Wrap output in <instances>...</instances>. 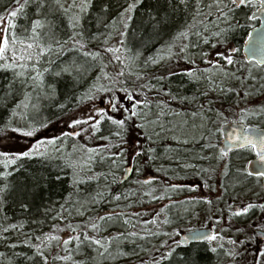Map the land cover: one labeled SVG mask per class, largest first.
Instances as JSON below:
<instances>
[{
	"label": "trees",
	"instance_id": "obj_1",
	"mask_svg": "<svg viewBox=\"0 0 264 264\" xmlns=\"http://www.w3.org/2000/svg\"><path fill=\"white\" fill-rule=\"evenodd\" d=\"M20 2L23 3V0H20ZM102 2H107L109 5L108 12L103 14L106 20L111 19L112 16L116 15L119 8L126 4V0H93L92 8L83 19V29L86 37L90 32H96L98 30L104 31V29L96 23V16L99 14ZM206 2H209V0H206ZM187 3L189 4L187 9L177 8L176 11L173 12L174 5L172 0H143L134 12L131 28L129 30L128 45L133 51L139 48L143 53L142 59L154 53L160 45L169 42L173 34L181 27L187 25L191 21V17L195 15V0H187ZM223 4H228L229 8L232 7L229 0H223ZM223 4L221 7H223ZM9 5L15 7L12 0H0V13H4ZM200 11L202 15L197 16L196 20L191 22L196 24L193 31H201L203 35L209 37L208 43L200 45V49L205 51L208 56L216 46H223L231 40L240 39V35L244 30L236 29L234 20L231 18L225 20L223 17H219V21H217L216 16H218V13L215 12V7L211 9L213 15H208V10L205 9H201ZM245 11L248 10L245 9ZM23 12L26 13L27 19H25V15L20 13H18L15 19L18 25L16 28L18 35H24L19 27L20 25L28 27L30 26L31 20L36 18L34 16V6L31 4L26 6ZM152 14H155L157 19L162 18L163 22L153 27L154 22L149 19ZM233 15H235L240 24L245 23V21L238 19L239 16L244 15L243 12L229 13V17ZM52 19L58 24L55 31L59 33L61 38L65 37L69 32L66 20L58 14L52 16ZM200 21H203V23L201 24ZM229 24H232V31L226 35V43L216 41L211 34L214 31L226 29ZM45 31H47V29H45ZM136 34L139 35L137 36ZM191 39L193 42H196L194 36ZM118 40V36L113 37V41ZM141 44H143V47H141ZM213 44L215 46H213ZM99 47V41L90 42L88 44L89 50L99 49ZM189 52L193 55L200 69L210 67L209 63L201 60L197 50L190 49ZM102 55L105 62L109 61L111 58V54L102 53ZM45 58L48 59L47 56ZM52 59L55 60L53 71L45 74V81L48 84L54 85L56 95L51 97H39L38 111H42L46 117L41 118L37 122L32 121L37 125L46 124V127H42L38 130V134H43V136H59L61 132H70L74 129H78V126L64 128L65 122L82 104L91 101L82 99L81 94L90 87L94 78L100 72V68L97 67L94 62L89 61L84 63V68L86 69L84 72L74 71L72 74L61 73L57 76L55 74L56 71L59 70L57 65H59L61 61L67 62L69 60H75L76 63H83V58L75 52H65L59 60H56L55 56H53ZM221 64H223L230 73V66L226 65L223 60H221ZM190 66L188 62L183 60L168 59L156 65H149L144 69L146 73H150L154 77L164 76L165 80L161 81V83L165 87H170L174 95L189 98L193 96L196 97V100H169L163 92L157 93L155 89L144 94L137 93L140 99L147 98L154 102L149 106L151 108L150 112L148 109H145L146 119L148 121H153L159 113H164L160 117L158 125H162L166 131L161 132L158 125L154 126L151 123L144 129L147 135L152 137L151 140H147L141 135L140 128L133 127L132 125H129L127 131L122 133L126 143H119L115 135H111L110 139H101L100 137H109L110 133L119 131L117 127L102 122L101 131L91 138L87 135L82 137V133L78 137L69 136L67 138H62L55 146V148L60 149L59 151L50 149L48 156L34 157L20 161L22 167L19 171L7 177L6 182L9 185V189L8 192L3 195V199L0 200V253L4 254L0 256V264H44L42 259L36 254V250L32 248L30 244L20 243L21 240L29 238L31 244L39 243L40 241H37L36 237L41 236V233H54L62 238L59 246H57L56 241H53L50 248H41V251L49 256L48 264H73V260L82 261L86 256H93L94 253L92 249L84 245L82 246L84 255L74 252L73 260L62 261L54 259V257L58 255L63 256L68 254V252L64 250L62 241L69 235L75 234L65 226L69 221L73 226L79 224L80 228L83 229L84 222L88 221L90 217L95 218L103 215L105 212H123L125 215L131 217L135 227H130L126 232H143L147 229L150 232L159 234L155 236H136L127 241H123L122 247L124 252L128 253V255H121L114 260H103L100 264H128V262L132 261H137L139 264H154V261H158L159 264H191L193 253L196 254V259L199 261V264H213L215 256L208 251L206 248L207 246L204 244H195L186 248L174 246L172 244L175 248V252H173L171 257H168L166 251L169 245H163L161 243L164 239L162 233L164 234V232L168 230V223H164L165 213H161V218L157 220L156 224H151L148 219L147 221H149V223L141 224L140 221L144 220V217H142L139 212H136V209L148 207L151 203L159 200L151 199V197L147 195L149 191H151L152 195L157 197L162 192L167 191V195L163 200L172 199L179 201L181 195L184 193L190 194V192L194 191L189 185V181L201 180L207 185V180H205L204 175L215 172V175H218L221 179V175H223L222 169L224 166L228 165L226 158L221 159L216 151H214L212 157H210L209 150L211 148L207 147L209 143H213L214 141V131L220 129L224 123H222L221 120H217L212 112L206 110L201 111L198 105H204L205 109L212 108L223 112L228 122L232 121L233 117L227 115L228 112H225V110L228 109L229 106L238 103L236 100V91L221 93L216 90L208 89L206 82L198 84L194 81H190L188 77L180 74V69ZM119 67L120 65L118 63L114 66L110 64L107 71L115 73ZM211 67H213L214 70V66ZM169 71H172L174 75L169 77ZM207 74L212 75L213 79H216L213 73ZM229 78L230 76L223 81L227 87L238 89L243 85H234L232 80L229 81ZM11 79L12 73L10 71L0 69V128L4 129L0 131V136L6 132L12 131L11 128H5L4 125L8 120L11 110L16 105L17 101L21 99V92L18 85H13L14 92L11 94L8 93V84ZM124 79L127 80L129 78L125 77ZM152 82L155 83L156 81L153 80ZM101 83H103V81H101ZM140 83H143V81ZM126 86L129 88L137 87L136 84L132 83H128ZM202 91H207L206 97L199 94ZM115 94L117 96L124 95L122 92H116ZM100 98L108 97L106 93H101L92 100ZM162 100L166 101V105L170 106L173 112L179 114H169L168 106H161L158 109L155 104ZM57 105H62V107H57ZM192 113H196V115H192ZM209 118H211L210 123L208 122ZM29 120L30 119L13 117L11 123L13 128L27 127ZM89 122L88 124L90 125L91 123ZM139 122L140 121H137V123ZM56 123H61L60 126H57L58 128L55 127L57 131L53 134L46 133L49 126ZM173 125L176 126L175 130L168 131L167 129ZM207 129L212 130V136H208ZM155 133H159V135ZM176 135L180 137L179 141L173 138ZM137 139L140 141L141 147L145 149L152 148L154 151L152 153H141L138 156L135 155L133 153V142ZM61 144L64 145L63 148L60 147ZM83 144H87L89 147L111 144L112 147L110 151L112 152L124 149L122 157L118 158L119 166H113L108 158L101 161L98 155L89 154L81 150L80 146ZM73 146H75V148ZM88 155H96V159L91 165V171L81 172L80 175H92L95 173L98 175V179L81 182L78 186L79 190H77L72 182L73 169L65 164V159L81 161ZM149 156H151L152 159H149ZM213 157H215L214 170H212ZM129 163L133 164V173L129 179L122 182V171ZM181 163L189 164L191 167L181 166ZM136 168H139L140 171L137 172L135 170ZM0 170L3 169L0 168ZM77 172H79V168H77ZM197 173H199V175H197ZM147 176L157 177L158 179L153 180L150 186L137 183V181L143 180ZM57 177H59V179H57ZM34 180L36 181L35 186L33 184ZM4 182L5 178L0 177V185ZM168 182L175 187L167 189L165 183ZM228 182L231 181L228 180ZM235 183L241 184L239 182ZM219 184V198L222 197L220 203L225 206L230 205V202H232L230 200L233 198L236 201H234L235 203L232 205L235 207L240 206L241 200H243L241 198L245 197L246 189L236 187L234 191L229 192L224 189L222 180H219ZM97 192L103 194L104 199L99 200L96 204L87 203L89 198ZM129 192L134 193V195H129ZM116 193H121L122 197L127 196L128 198L116 200L114 199ZM69 194H71V199H69ZM129 201H131V206H129ZM242 203H244V201ZM21 204H27L28 208L26 210L23 209ZM81 204L85 205L87 208L86 211L84 208H81ZM61 205L67 209V211L62 213L67 219H60L56 215V213L60 211ZM176 206H169L174 207L170 215H168L170 210L166 209V213L168 212L167 218L168 220H172L171 223H174L173 220L178 221L176 217L178 215L176 213L178 208ZM187 206H190V204ZM75 209H80V211L77 212ZM133 213H139V216H133ZM118 222L124 223L123 220L116 221L115 223ZM10 223H24V228L4 231ZM53 224L60 227L53 229ZM157 224L163 227H159ZM123 225L127 224L124 223ZM174 225L177 226L178 224ZM111 228L110 225L99 233L94 232L92 229H88V235H97L98 237L111 236L113 233L104 234L108 231L110 232ZM232 235L236 237L234 233H232ZM83 239L84 237L81 235V240ZM13 244H15V247H12ZM74 244L75 242L73 241L68 251H72ZM157 246L162 247L163 255L159 254L157 257L152 258L151 254H155L156 248H158ZM181 254L183 258H181ZM161 256H164V259H161Z\"/></svg>",
	"mask_w": 264,
	"mask_h": 264
},
{
	"label": "snow or ice",
	"instance_id": "obj_2",
	"mask_svg": "<svg viewBox=\"0 0 264 264\" xmlns=\"http://www.w3.org/2000/svg\"><path fill=\"white\" fill-rule=\"evenodd\" d=\"M143 0H126V4L121 6L117 11L116 15L112 16L111 19H107L103 15L108 12L109 5L107 2H102L99 10V14L96 16V23L104 29V31L90 32L88 36H85L83 29V19L85 15L88 14L92 8L93 0H23V3L20 0H12V5H9L5 9L4 13H0V69L5 71H10L12 73V79L8 84V93L11 94L14 92L13 85H18L21 92V99L17 101L16 105L11 110L8 120L6 121L4 127L11 128L16 133L21 134L22 137L29 138L28 143H24L21 140V147L11 150H0V177L5 178V182L0 185V200L3 199V195L8 192L9 185L6 182L7 177L12 175V173L19 171L22 167L20 161L24 159H31L34 157H45L49 155L50 149H55L59 151L60 149L55 148L56 144L61 141L62 138L78 137L81 133H85L89 138L101 131L102 122H106L111 126H115L119 131L115 133H110L109 137H100L101 139H110L111 135H115L119 143H126L122 133L126 132L129 125L133 127H138L141 129V135L144 136L147 140H151L152 137L147 135L144 129L151 123L154 126L158 125L160 117L164 114L163 112L159 113L155 120L148 121L146 119L145 109L151 111L149 107L154 102L147 98L140 99L137 96V93L144 94L151 92L153 89L157 93L163 92L169 100H180V99H191L196 100V97H180L172 93L170 87H165L161 81L165 80L164 76L154 77L150 73H146L144 69L149 65H156L168 59L183 60L188 62L191 66L180 69V74L188 77L190 81L196 83L206 82L207 88L210 90H216L221 93L233 92L235 89L227 87L224 84V80L228 78L230 74L227 68L221 64L220 60L222 59L226 65H233L237 63L236 54L239 53V49L232 46L225 48L223 50H218L215 52V56L220 59L208 60V54L200 49V45L203 43L209 42V37L203 35L201 31H193L196 27L195 21L197 16L202 15L201 9L208 10V15H213L211 9L215 7V12L218 13L216 16L217 21L219 17H223L225 20L231 18L235 21L236 29H244L247 27L250 21H256L259 23L264 20V0H229V3L232 7H228V4H223V0H195L194 11L195 15L191 17V21L181 27L176 31L171 40L166 44L160 45L156 51L146 58L142 59L143 53L138 48L133 51V49L128 45V36L129 30L131 28V22L133 20L134 12L138 5H140ZM174 5L173 12L177 8L187 9L189 4L187 0H172ZM29 4L34 6V16L35 19H32L30 26L24 27L20 25L24 35H18L16 28L18 25L15 22V19L18 13L25 15L26 13L23 10ZM223 4V7L221 5ZM226 9V10H225ZM255 9L252 16H248V11ZM243 12L245 17V23L240 24L236 19L235 15L229 17V13H240ZM256 13H260L259 18L256 16ZM59 15L63 17L67 22V27L69 29L68 34L61 38L59 33L55 31L58 27L56 21L52 19V16ZM149 19L154 22L153 27L158 26L163 22L162 18L157 19L155 14L150 15ZM206 19V17H205ZM106 21V22H105ZM202 24L203 21H200ZM255 27V24H253ZM47 29V31H45ZM232 31V24H229L226 29H221L219 31H214L211 35L212 37L220 42L226 43V35ZM43 33V34H42ZM137 36L139 34H136ZM118 36V41H113V37ZM196 38V42H193L192 37ZM249 37H253V33H248ZM100 42L99 49L89 50L88 44L90 42ZM113 41L112 43H109ZM264 43V28H261L256 34V37L251 40L249 43V57L248 59L251 62H254L258 67H264V56L258 58V52H264V48H261V44ZM213 46H215L213 44ZM143 47V44H141ZM197 50L198 55L201 60L209 63L210 67L206 69H200L196 64V60L193 58V55L190 54L189 50ZM229 51L231 54H229ZM65 52H75L83 58V63H76L75 60H69L67 62L61 61L57 68L56 75L61 73L72 74L75 72H84V63L89 61L94 62L97 67L100 68V72L94 78L93 83L90 87L81 94V98L84 100H92L96 96H99L101 93L107 94V103L105 106H95L91 110V114L77 119H72L70 123L74 126H78L79 130H73L70 132H61L59 136H41L38 139H31L35 136V133L42 127H46V124H34L31 120L28 122L27 127H14L12 126V118L18 117L19 119H28V110L29 108L38 110L39 103L38 99L41 96L51 97L56 95V90L54 85L48 84L45 81V74L53 71V65L55 60L52 59L55 56L56 60H59L60 57ZM102 53L111 54L109 61L105 62L103 59ZM48 57L46 59L45 57ZM119 64V69L115 72L107 71L109 65ZM214 66V70L213 67ZM207 73H213L216 76V79H213L212 75ZM174 75L172 71L168 72V76L171 77ZM251 75V73H249ZM125 77L129 79H124ZM134 78V79H131ZM256 79V77H252ZM156 82L153 83L152 81ZM103 81V83H101ZM143 81V83H140ZM128 83L136 84L137 87L129 88L126 85ZM116 92H122L124 94V100H121L117 96ZM156 94V93H153ZM201 96H207V91H202L199 93ZM33 95L37 98V103H33ZM245 95H248L246 92ZM159 109L161 106L166 105V101H159L155 104ZM57 107H62V105H57ZM201 111L212 112L215 115L217 120H221L222 123H228L227 118L224 116L223 112L218 110L208 108L205 109L204 105H198ZM169 114L178 115L179 113L173 112L170 106ZM239 115L240 121H247L249 116H262L264 115V105H261L259 110L251 109V106L247 108H241ZM196 115V113H192ZM91 121L89 125L88 122ZM137 121H140L137 123ZM208 122H211L209 118ZM82 125H88V127H82ZM160 131H166L162 125H158ZM176 126H171L168 131H174ZM3 128H0V131H3ZM208 136H212V130L207 129ZM220 131V129H216ZM159 135V133H155ZM176 140H180L178 135L173 137ZM227 141L229 145H234L236 148L247 150L255 153V161L248 160L246 163L251 165L255 164L256 170H252L249 167H243L236 169L237 173H244L245 175H254L257 177H264V129H261L259 125H253L245 123L243 130H237L227 136ZM61 148L64 147L63 144L60 145ZM75 148V146H73ZM112 147L111 144L108 145H96L94 147H89L87 144L80 146L81 150L86 151L89 154H96L99 156L101 161L108 158L113 166H119L118 158H121L124 152V149H120L116 152L110 151ZM208 148L213 149L218 152L221 159L229 155L228 148L220 146L218 144L209 143ZM154 149L148 148L145 149L140 146V141L137 139L134 141L133 153L135 155H140L141 153H152ZM96 155H88L81 161H71L65 159V164L73 169V186L79 190V184L81 182H87L90 180L98 179V175L93 173L92 175H80L81 172L91 171V165L96 159ZM212 153L209 154L212 157ZM149 159H152L149 156ZM178 159V157H177ZM184 167H191L189 164H184ZM79 168V172H77ZM137 172L140 171L139 168L135 169ZM126 172H131L132 168L129 166ZM210 171V170H209ZM228 168L225 166L224 174L227 175ZM199 175V173H197ZM59 179V177H57ZM158 179L157 177L147 176L143 180L137 181L138 184L150 186L153 180ZM34 186L36 181H33ZM207 186V185H206ZM174 185H167V189L174 188ZM192 187H196L193 185ZM129 195H134V193L129 192ZM151 199L163 200L167 195V191L162 192L158 197L152 195L151 191L147 193ZM121 198L127 199V196L122 197L121 193H116L114 199L119 200ZM69 199H71V194H69ZM103 194L97 192L89 198L87 203L96 204L99 200H103ZM203 200L208 204H211V200L207 197H203ZM174 202L169 199L168 204L171 205ZM118 206V205H117ZM129 206H131V201H129ZM23 209H27V204H21ZM260 208L264 210V203L252 204L248 203L243 207H238L234 212L230 210V216L232 215H241L249 213L252 208ZM81 208H84L86 211L87 208L84 204H81ZM168 205H163L160 208V213H166ZM67 209L63 205L60 207V211L56 213L57 217L60 219H67L62 215ZM79 212L80 209H75ZM133 216H139V213H133ZM159 214L154 215L151 219V223L156 224ZM216 220L222 219L220 216L215 217ZM123 220L125 224H129L131 227H135V224L132 223L131 217L125 215L123 212H105L103 215L92 218L90 217L88 221L84 222V228L81 229L80 225L73 224L69 221L65 226L68 227L74 235H69L67 238H64L62 243L64 250L68 252L67 255L56 256L54 259H59L62 261L73 260V253L84 255L82 246L87 245L90 247L94 253L93 256H86L82 261L73 260V264H100L103 260H114L121 255H128L124 252L122 245L123 241H127L130 238L136 236H155L159 233H153L145 229L143 232H116L111 236L107 237H98L97 235H88V229H92L94 232L99 233L104 230L107 226L112 225L116 221ZM103 222V223H102ZM170 221L165 214L164 223H169ZM141 224H147L149 221L141 220ZM60 226L53 224L52 228L57 229ZM259 227L264 228V225H259ZM24 228V223H10L4 229L8 230H18ZM174 231H179L175 229ZM81 235L84 239L81 240ZM165 235H168L165 233ZM42 237V238H41ZM39 243L31 244V240L23 239L20 243L30 244L32 248L36 250V254L42 259L44 264H48L49 256L45 255L41 251L42 247L50 248L53 241L57 242L59 246L61 237L55 235L54 233H41V236L36 237ZM227 239V243L232 245L231 250L225 249L223 243H217L215 246L210 247L212 253H217L218 249H223L226 256L235 259L236 256L240 253L236 250V246L243 245L245 241L233 240L231 237L225 238L220 232L211 231H194L191 236H186L183 240L179 242L173 240L172 244L176 245H186L190 242H199L207 241L209 243L213 241H224ZM248 239H251L249 237ZM75 242L72 251H68L69 246L72 242ZM163 245H168V240L161 242ZM15 247V244L12 245ZM173 252H175L174 247H168L166 255L171 257ZM4 255L0 253V256ZM257 256L258 259L255 260V264H260V259L264 258V248L258 250ZM181 258H183L181 254ZM161 259H164V256H161ZM154 264H159L158 261H154ZM191 264H199V261L196 259V254H192Z\"/></svg>",
	"mask_w": 264,
	"mask_h": 264
},
{
	"label": "flooded vegetation",
	"instance_id": "obj_3",
	"mask_svg": "<svg viewBox=\"0 0 264 264\" xmlns=\"http://www.w3.org/2000/svg\"><path fill=\"white\" fill-rule=\"evenodd\" d=\"M255 11V9H252L249 11L248 16L251 17L252 12ZM238 19L245 21V17L239 16ZM253 24H255V27L260 24L257 23L256 21H250L247 25L246 28H244V32L240 35V39L238 40H231L228 42L226 45H218L215 47V49L223 50V48H229L234 46L239 49V53L236 54V61L237 63L230 66V75L229 81L232 80V83L234 85H242L240 88L235 89L236 95V100L237 104H246L245 107L251 106V109L253 110H259L261 105H264V67H258L254 62L248 61L244 55V45L246 42V39L248 38V33L254 28ZM229 54L230 51H229ZM238 55V56H237ZM215 59H220L219 57H215ZM222 60V59H221ZM220 60V62H221ZM251 73V75H249ZM252 77H256V79H253ZM243 88V89H241ZM248 93V95H245V93ZM259 102L258 105L253 106L252 102ZM240 109V107H239ZM240 115V114H239ZM239 115L233 117L232 121H229L228 123L231 122H239V123H248V124H253V125H259L260 128L264 129V115L256 117V116H249L247 121H240L239 120ZM227 123H224L225 125ZM220 127V131H214V136H213V143L218 144L222 146L223 142V132H222V127ZM210 153L213 154L214 150L210 149ZM209 153V154H210ZM228 165L227 168L229 172L227 175H224L225 171V166L223 167V175H221V179L218 175H215V172L212 174H206L204 175L205 180H207V186L201 181V180H196L199 184H201V187L205 190L211 191V196H207V198L212 199V212L215 213L214 218L212 220L215 221V227L209 226V225H196V226H191L188 229L181 230L182 232H187V231H193L195 229H200V228H211L213 231L220 232V234L225 237H231L233 240H236L237 242L239 241H245L243 245H237L236 250L240 253V255L236 256L235 259L228 257L225 255L223 249H218L217 253H212L210 251V247L215 246L217 243H223L225 246V249L231 250L233 247L232 245L227 243V239L224 241H213L211 243L207 241H199V242H191L186 245H180L177 243L174 246H180L182 248L189 247L191 245L195 244H204L207 246L206 248L208 251L215 256V260L213 264H251L255 263V260L258 259L259 257L257 256L258 250L260 248H264V235H257V231L260 230L264 232V228L259 227V225H264V210H261L260 208H252L250 209L249 213L247 214H241V215H232L231 218L230 216V210L232 212L235 211L236 208L238 207H243L247 205L248 203L252 204H259V203H264V185H263V180L264 177H257L254 175H245L244 173H237L236 169H240L243 167H249V164L246 162L248 160L254 161L256 159L255 153L247 150H242L239 148H234L232 151L229 153L227 157H225ZM212 170L215 168V157L212 158ZM256 170V169H254ZM219 180H222V185L224 189H230V184L239 182L241 185H238L240 189H246L245 190V199L244 200V205L240 206H233L234 201L230 202V205L227 206H220L215 208V199H218L220 197V192H218L220 188ZM230 180L231 182H228ZM218 184V185H216ZM190 185V184H189ZM192 187V185H190ZM194 191L190 193L197 192V187H192ZM216 190V191H215ZM232 192V191H229ZM210 193V192H209ZM224 193V192H223ZM188 193H184L181 195V200H182V205L181 206H176L178 210L176 213L178 214L176 217L178 218V221H174V224H179V220L183 215L179 212L181 210L180 207H185L188 204L190 206H195L201 203L203 201V195H201V198L194 197V198H187ZM216 196V198H215ZM197 198V199H196ZM172 200V199H170ZM169 199H167V204L170 213L168 214L165 213L166 215H170L172 209L174 210V207H169L170 205L168 204ZM177 202V201H176ZM233 204V205H232ZM172 205V204H171ZM177 205V204H176ZM167 215V216H168ZM220 216L222 219L216 220L215 217ZM169 223H171V219H169ZM180 233V234H181ZM232 233L236 235V237H233ZM180 234L178 235V241L179 242V237ZM168 238V245L169 247H174L172 245V240L171 236L167 235ZM170 236V237H169ZM251 237V239H248ZM170 239V240H169ZM260 264H264V258L260 259Z\"/></svg>",
	"mask_w": 264,
	"mask_h": 264
},
{
	"label": "rangeland",
	"instance_id": "obj_4",
	"mask_svg": "<svg viewBox=\"0 0 264 264\" xmlns=\"http://www.w3.org/2000/svg\"><path fill=\"white\" fill-rule=\"evenodd\" d=\"M223 49H225V48H223ZM218 50L219 49H215L214 48L212 50V52L210 53V55L208 56V60L215 59L216 56L214 54ZM119 97L121 98V100H124V95L123 96H119ZM138 98H140V97H138ZM107 99L108 98H100V99L91 100V101H88V102H85L84 104H82L79 109H77L75 112H73L71 117L67 118L64 128H68L69 126H74V125H72L70 123V121L72 119L82 118V117H85V116L91 114V110H92L93 107H95V106H101V107L105 106V103H107ZM32 102L36 103L35 95L33 96ZM258 103L259 102H254L253 101L252 105L256 106V105H258ZM245 106H246V104H238L236 106L232 105V106H229V108L226 109L225 112H228L227 115H231L232 117H235L236 115L238 116L240 114L239 110L241 108L249 107V106H247V107H245ZM239 107H240V109H239ZM28 115H29L28 119H30L33 122H37L41 118L46 117V115L43 114L42 111L34 110V109H31V108H29V110H28ZM89 123H91V121ZM60 125H61V123L60 124H57V123L56 124H52L51 126H49V129L46 131V133H48V134L55 133L57 131V129H55V127L58 128L57 126H60ZM82 127H88V125H82ZM58 130H61V129H58ZM78 130H79V127H78L77 131ZM81 135H82V137L86 136L85 133H82ZM41 136H43V134L39 135L38 131H37L35 133V136L33 138H31V139H38ZM21 140H23L24 143H28L29 142V138L22 137L21 134L16 133L13 130L9 131V132H6V133H4L3 135L0 136V148H1V150L17 149V148L22 146L21 143H19ZM133 145H134V142H133ZM184 164H186V163H181V166H183ZM123 172H124V170L122 171V173ZM188 183L190 185H192V186L196 185L198 190H197V192H195V194L194 193H190V194H188L185 197L194 198V197L198 196V198H201V195H203L205 197L211 196V194H212L211 191L203 189L201 187V184H199L197 181H189ZM168 184H169V182L165 183L166 186ZM216 185H218V184H216ZM238 185H241V184L231 183L230 184V189L229 190L227 189V190L228 191H234L235 188L238 187ZM215 198H216V196H215ZM179 199H180L179 201L178 200H171V201L174 202L172 204V206L175 207L176 204L181 206L182 205L181 197ZM208 199L212 201L211 197L208 198ZM241 199H243V200H241V204L240 205L243 206L244 203H242V202L245 200V197L241 198ZM221 200H222V197L218 198V199H215V208L222 206V204L220 203ZM230 201H236V200L232 198ZM166 204H167V200H162V201L158 200V201H155V202L151 203L150 205H148V207H142V208L136 209V212H139L141 214V216L144 217V220L148 219L150 221H151V219H152V217L154 215L159 214L158 219H157V220H159L161 218L160 208H161V206L166 205ZM183 206L180 207L181 210H179L181 215H183L181 217V219L179 220V222H178L179 224L177 226L174 225V223H168L167 224L168 230H166L164 232V234L162 233V235L164 237L163 241L167 240V238H168V236L165 235V233H167L168 235L171 236V240L172 241L173 240L178 241V235L181 233V230L183 231L185 229L190 228L191 226H196V225H198V226H200V225L212 226L213 225L215 227V221L212 220V218H214V215H215V213L212 212V208H213L212 203L208 204L206 201L203 200V201H201V203H199L198 205H195V206H185V207H183ZM144 214H145V216H144ZM173 222H174V220H173ZM123 224L124 223H122V222L114 223L113 225H111L112 228H111L110 232L108 231L107 233H104V232H102V233H104V234H112L113 233L114 234L116 232H126V230H128L131 227L129 224H127V225H123ZM151 224H153V223H151ZM157 226L163 227V226H160V224H157ZM175 229H179V231H174ZM157 247L158 248H156L155 254H153V253L151 254L152 258L157 257L159 254L163 255L162 254V247H160V246H157ZM129 256H131V255H129ZM128 264H139V263L137 261H135V262L132 261V262H128ZM251 264H255V263L253 262Z\"/></svg>",
	"mask_w": 264,
	"mask_h": 264
},
{
	"label": "water",
	"instance_id": "obj_5",
	"mask_svg": "<svg viewBox=\"0 0 264 264\" xmlns=\"http://www.w3.org/2000/svg\"><path fill=\"white\" fill-rule=\"evenodd\" d=\"M254 12V11H253ZM252 12V14H253ZM251 14V16H252ZM256 16L259 18L260 16V13H256ZM261 28H264V20L260 21V24L256 27H254L250 32L253 33V37H249L246 39V42H245V45H244V55L246 57V59L248 61H250L248 59L249 57V43L251 42L252 39H254L256 37V34L259 32V30ZM261 48H264V43L261 44ZM257 56L258 58H260L261 56H264V52H258L257 53ZM244 126L245 124L244 123H239V122H231V123H227L225 125H223L222 127V132H223V142H222V146L223 147H226L228 148V151L229 153L232 151V149L236 148L234 145H229L228 141H227V136L233 132H236L237 130H243L244 129ZM263 129V128H261ZM255 161V160H254ZM131 167L132 168V171L131 172H126L125 170L128 168V167ZM249 168L254 170L256 169L255 167V164H251L249 165ZM124 170V173H123V176L121 178V181H125L127 179H129L133 173V170H134V167L132 164H129L126 166ZM263 185H264V180H263ZM194 231H203V232H208L210 233L211 231H213L211 228H200V229H195L193 231H187V232H183L181 233L180 237H179V240H183L186 236H191L192 232ZM257 235H264V232L258 230L257 231ZM191 243V242H190Z\"/></svg>",
	"mask_w": 264,
	"mask_h": 264
}]
</instances>
